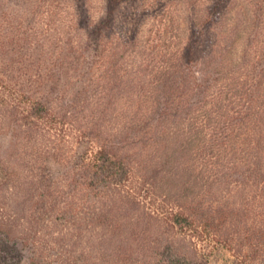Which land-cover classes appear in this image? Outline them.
Instances as JSON below:
<instances>
[{
    "label": "trees",
    "instance_id": "obj_1",
    "mask_svg": "<svg viewBox=\"0 0 264 264\" xmlns=\"http://www.w3.org/2000/svg\"><path fill=\"white\" fill-rule=\"evenodd\" d=\"M3 141L1 264H264V0H0Z\"/></svg>",
    "mask_w": 264,
    "mask_h": 264
},
{
    "label": "rangeland",
    "instance_id": "obj_2",
    "mask_svg": "<svg viewBox=\"0 0 264 264\" xmlns=\"http://www.w3.org/2000/svg\"><path fill=\"white\" fill-rule=\"evenodd\" d=\"M0 153L6 150L7 141L0 142ZM203 249L209 255L210 264H242L235 258L234 254L223 246L212 243L202 244ZM1 264V263H0ZM22 264H32L29 259H25Z\"/></svg>",
    "mask_w": 264,
    "mask_h": 264
}]
</instances>
